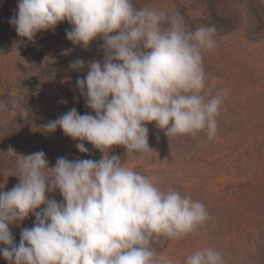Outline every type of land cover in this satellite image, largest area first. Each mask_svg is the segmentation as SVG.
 Returning <instances> with one entry per match:
<instances>
[{"label":"clouds","instance_id":"9594fccd","mask_svg":"<svg viewBox=\"0 0 264 264\" xmlns=\"http://www.w3.org/2000/svg\"><path fill=\"white\" fill-rule=\"evenodd\" d=\"M17 9L9 23L29 41L65 20L75 45L87 49L102 38L103 63L89 62L86 77L76 81L95 115L71 108L42 127L86 140L103 156L99 161L59 157L49 167L43 151L17 155L19 183L0 190V245L7 246L0 254L9 264H172L154 245L202 227L210 219L205 204L163 190L159 177L134 171L125 158L108 153L121 146L126 157L151 158L155 150L146 125L153 122L168 138L200 132L209 140L217 137L227 91L211 95L203 64V51L217 46L215 26L192 30L183 16L138 8L134 0H17ZM69 67L80 71L85 62L77 59ZM6 103L0 101V108ZM18 106L14 100L12 110ZM76 147L89 151L82 142ZM56 190L62 202L49 198ZM30 213L35 224L22 228L17 245L9 226H20ZM186 264L225 260L206 247L189 255Z\"/></svg>","mask_w":264,"mask_h":264},{"label":"rangeland","instance_id":"374dc122","mask_svg":"<svg viewBox=\"0 0 264 264\" xmlns=\"http://www.w3.org/2000/svg\"><path fill=\"white\" fill-rule=\"evenodd\" d=\"M134 3L179 14L192 30L214 25L217 46L203 51L206 88L211 95L227 91L217 116L216 138L209 140L204 132L168 138L153 122L146 125L149 146L155 150L151 158L126 157L121 146L109 150V155L125 158L132 170L159 177L163 190L175 189L206 206L210 219L202 227L180 239L162 238L154 248L172 264H186L189 255L206 247L220 251L225 264H264V0ZM17 11V0H0V101L7 102L0 108V190L4 191L19 183L17 155L43 151L49 167H55L59 157L99 161L103 156L86 140H73L60 128L46 132L42 127L71 108L95 115L76 81L86 77L89 62L103 63L102 38L87 49L75 45L67 38L71 25L65 20L29 41L9 23ZM77 59L85 62L80 71L69 67ZM14 100L19 101L15 111ZM81 142L88 153L77 149ZM48 196L63 201L59 190ZM34 224L30 213L20 226H9L17 245L22 228ZM0 264H9L2 254Z\"/></svg>","mask_w":264,"mask_h":264}]
</instances>
